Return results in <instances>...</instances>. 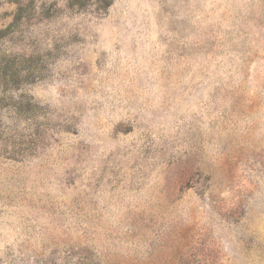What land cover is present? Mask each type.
<instances>
[{
	"label": "rangeland",
	"instance_id": "1",
	"mask_svg": "<svg viewBox=\"0 0 264 264\" xmlns=\"http://www.w3.org/2000/svg\"><path fill=\"white\" fill-rule=\"evenodd\" d=\"M0 264H264V0H0Z\"/></svg>",
	"mask_w": 264,
	"mask_h": 264
}]
</instances>
